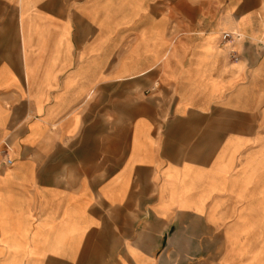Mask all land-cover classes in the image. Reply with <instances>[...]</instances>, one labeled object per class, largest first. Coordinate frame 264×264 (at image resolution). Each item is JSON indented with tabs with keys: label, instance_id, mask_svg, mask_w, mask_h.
Instances as JSON below:
<instances>
[{
	"label": "crops",
	"instance_id": "1",
	"mask_svg": "<svg viewBox=\"0 0 264 264\" xmlns=\"http://www.w3.org/2000/svg\"><path fill=\"white\" fill-rule=\"evenodd\" d=\"M0 161V264H264V0H0Z\"/></svg>",
	"mask_w": 264,
	"mask_h": 264
},
{
	"label": "built area",
	"instance_id": "2",
	"mask_svg": "<svg viewBox=\"0 0 264 264\" xmlns=\"http://www.w3.org/2000/svg\"><path fill=\"white\" fill-rule=\"evenodd\" d=\"M227 38H229V35H224L223 39L225 40ZM4 167H5L4 162L3 161H0V170H2Z\"/></svg>",
	"mask_w": 264,
	"mask_h": 264
}]
</instances>
